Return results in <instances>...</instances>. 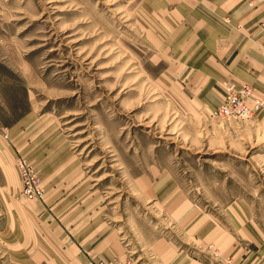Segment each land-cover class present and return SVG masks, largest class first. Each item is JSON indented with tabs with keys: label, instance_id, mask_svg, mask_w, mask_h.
<instances>
[{
	"label": "rangeland",
	"instance_id": "374dc122",
	"mask_svg": "<svg viewBox=\"0 0 264 264\" xmlns=\"http://www.w3.org/2000/svg\"><path fill=\"white\" fill-rule=\"evenodd\" d=\"M224 2L0 0V264H23L12 259V216L43 202L21 196L17 159L43 185L31 137L46 159L60 152L80 166L134 254L159 237L208 264H236L223 241L184 237L196 222L261 244L264 108L246 120L212 112L229 82L264 102V36L248 51L242 27L258 2ZM263 19L246 28L251 38L264 35Z\"/></svg>",
	"mask_w": 264,
	"mask_h": 264
},
{
	"label": "crops",
	"instance_id": "0c3cea01",
	"mask_svg": "<svg viewBox=\"0 0 264 264\" xmlns=\"http://www.w3.org/2000/svg\"><path fill=\"white\" fill-rule=\"evenodd\" d=\"M263 1L224 2L231 10L258 2L257 13L244 22L249 23L247 26L242 27L245 29L244 36L248 38L245 41L247 49L251 45H259V39H254L264 36L260 35L259 30L253 33L252 38L251 34L246 33V28L253 26L264 14ZM244 76L248 75L244 73ZM34 140L31 137L29 148L34 150L31 158L42 176L44 196L39 209L25 211L19 214L21 216L13 213L10 224L13 238L10 243L17 246L12 257L14 261L23 264H94L106 259L127 264H208L200 253L191 257L185 251H179L170 240L159 237L149 239L145 246L143 243L140 252L134 254L135 251L124 244L123 237H118L105 222L102 212L98 211L92 200L94 193L84 188L86 179L80 166L74 165L70 157L66 158L60 152L46 159L45 150L36 147ZM193 229L191 235L194 238L186 234L184 237L193 241L195 246H202L207 241H223L236 264H264V240L261 244L255 243L249 232L250 236L246 239L248 245L253 242L254 250L241 241V236L236 239L232 228L229 232V229L213 222H196Z\"/></svg>",
	"mask_w": 264,
	"mask_h": 264
},
{
	"label": "built area",
	"instance_id": "2783aa9c",
	"mask_svg": "<svg viewBox=\"0 0 264 264\" xmlns=\"http://www.w3.org/2000/svg\"><path fill=\"white\" fill-rule=\"evenodd\" d=\"M260 31L264 32V19L259 23ZM264 108V102L255 98L254 91L247 85L238 86L227 83L224 100L214 109L212 117L216 121L230 119H251L253 114ZM17 171L21 182V196L26 201L42 200L44 188L39 176L24 159H17ZM94 264H127L118 261L100 259Z\"/></svg>",
	"mask_w": 264,
	"mask_h": 264
}]
</instances>
